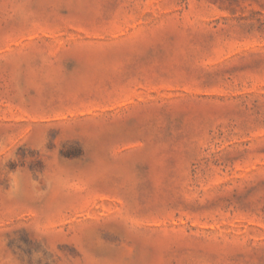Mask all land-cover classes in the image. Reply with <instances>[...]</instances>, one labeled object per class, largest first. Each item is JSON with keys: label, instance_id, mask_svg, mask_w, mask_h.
Segmentation results:
<instances>
[{"label": "rangeland", "instance_id": "1", "mask_svg": "<svg viewBox=\"0 0 264 264\" xmlns=\"http://www.w3.org/2000/svg\"><path fill=\"white\" fill-rule=\"evenodd\" d=\"M0 264H264V0H0Z\"/></svg>", "mask_w": 264, "mask_h": 264}]
</instances>
